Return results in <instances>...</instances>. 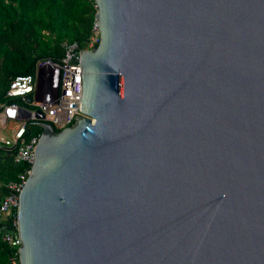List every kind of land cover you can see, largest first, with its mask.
Masks as SVG:
<instances>
[{
    "label": "water",
    "instance_id": "water-1",
    "mask_svg": "<svg viewBox=\"0 0 264 264\" xmlns=\"http://www.w3.org/2000/svg\"><path fill=\"white\" fill-rule=\"evenodd\" d=\"M81 118L43 124L19 264H264V0H94Z\"/></svg>",
    "mask_w": 264,
    "mask_h": 264
},
{
    "label": "built area",
    "instance_id": "built-area-1",
    "mask_svg": "<svg viewBox=\"0 0 264 264\" xmlns=\"http://www.w3.org/2000/svg\"><path fill=\"white\" fill-rule=\"evenodd\" d=\"M92 31L94 37L87 50H81L75 42H65L61 46L62 57L57 61L38 59L32 75L18 76L10 83L6 96L16 102L0 105V144L14 163H24L29 167L16 182L6 185V193L0 200V237L16 251L18 257L21 246L16 221L19 196L35 162L42 125L49 124L55 132H61L81 118L80 54L95 49L93 44L99 43L97 18ZM9 123L14 124L15 129L10 136L1 135V130L6 129ZM31 126L40 128L41 132L30 136ZM11 211H15L16 216L12 213L11 227H6L3 216L10 215Z\"/></svg>",
    "mask_w": 264,
    "mask_h": 264
},
{
    "label": "trees",
    "instance_id": "trees-1",
    "mask_svg": "<svg viewBox=\"0 0 264 264\" xmlns=\"http://www.w3.org/2000/svg\"><path fill=\"white\" fill-rule=\"evenodd\" d=\"M96 13L94 0H0V105L16 102L6 96L10 83L18 76L32 75L38 59H60L63 43L75 42L87 50L94 37ZM29 131L31 136L41 129L31 126ZM28 168L7 154L0 156L4 194L6 185L16 182ZM12 213H16L11 211L13 219ZM0 264H19L16 251L1 237Z\"/></svg>",
    "mask_w": 264,
    "mask_h": 264
},
{
    "label": "crops",
    "instance_id": "crops-1",
    "mask_svg": "<svg viewBox=\"0 0 264 264\" xmlns=\"http://www.w3.org/2000/svg\"><path fill=\"white\" fill-rule=\"evenodd\" d=\"M4 154H6V150L5 148L0 144V156H3ZM4 189H3V186L2 184L0 183V200H2V198L4 197ZM11 223H12V220L10 218V215L8 214H5L3 216V224L6 226V227H11Z\"/></svg>",
    "mask_w": 264,
    "mask_h": 264
},
{
    "label": "rangeland",
    "instance_id": "rangeland-1",
    "mask_svg": "<svg viewBox=\"0 0 264 264\" xmlns=\"http://www.w3.org/2000/svg\"><path fill=\"white\" fill-rule=\"evenodd\" d=\"M15 129L14 124L9 123L6 127V129H2L1 130V135L3 136H10V134L13 132V130Z\"/></svg>",
    "mask_w": 264,
    "mask_h": 264
},
{
    "label": "clouds",
    "instance_id": "clouds-1",
    "mask_svg": "<svg viewBox=\"0 0 264 264\" xmlns=\"http://www.w3.org/2000/svg\"><path fill=\"white\" fill-rule=\"evenodd\" d=\"M60 133V132H59Z\"/></svg>",
    "mask_w": 264,
    "mask_h": 264
}]
</instances>
